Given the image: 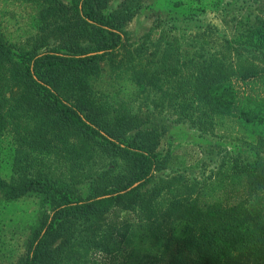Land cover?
<instances>
[{"label": "trees", "instance_id": "obj_1", "mask_svg": "<svg viewBox=\"0 0 264 264\" xmlns=\"http://www.w3.org/2000/svg\"><path fill=\"white\" fill-rule=\"evenodd\" d=\"M25 1L38 8L31 45L0 28V141L114 162L88 177L86 196L62 180L0 176L1 201L49 205L14 264L92 257L73 249L103 228L123 244L108 264H264V0H162L166 12L138 41L126 27L147 0L110 14L111 0ZM209 11L230 15L231 35L201 19ZM156 111L231 144L204 183L159 175Z\"/></svg>", "mask_w": 264, "mask_h": 264}, {"label": "rangeland", "instance_id": "obj_2", "mask_svg": "<svg viewBox=\"0 0 264 264\" xmlns=\"http://www.w3.org/2000/svg\"><path fill=\"white\" fill-rule=\"evenodd\" d=\"M67 2L68 0H64ZM124 0H111L106 14L117 10ZM228 9V8H227ZM165 11V4L162 0H147L143 4L140 13L130 22L126 30L133 36V40L138 41L144 34L148 33L159 14ZM38 8L31 2L25 0H0V28L10 43L18 47L31 45L38 33L36 16ZM209 11L201 18L205 23L212 22L221 27L222 30H232L230 15L228 20L222 22V17ZM189 45V42H187ZM185 49L197 50V54H203L201 46ZM109 79V77L107 78ZM110 80V79H109ZM110 84V83H109ZM145 100L141 97L135 104L142 109L138 111L145 116L148 112L145 108ZM153 112V107H151ZM175 117L171 114H156L152 116L151 125H158L166 128V133L162 137L160 151L161 172L159 175L165 176L183 173V176L197 179L204 183L212 173L214 167L222 160L226 149L231 150V144L226 140L221 141L219 136H201L199 132L187 124L176 123ZM222 142H224L223 145ZM64 145L58 147L62 149ZM220 146V147H219ZM227 147L226 149H223ZM171 153V163L166 164L165 158ZM73 154L60 153L59 151H47L39 149L37 146L28 143H19L13 137H6L0 141V176L6 181L13 183L22 176L49 178L53 181L62 180L77 188L80 195L86 196L90 192L89 176L103 168L113 165L114 159L102 154H96L88 162H80V157L74 158ZM183 193L187 187L183 188ZM43 200L36 196H27L16 201H1L0 197V264H14L20 260L25 252L26 243L32 238L35 229L40 228L41 220L44 216ZM44 203V204H42ZM49 205L46 206V208ZM159 213L168 215L159 208ZM106 228L97 232V235H81L78 242L83 245L74 247L73 253L79 256V252H87L91 249L95 254L92 257L87 255L79 256V259L70 264H108L116 254L119 247H123L120 239L112 237ZM65 235L63 236V238ZM152 240H146L144 247L154 246ZM98 251V252H97ZM134 257V256H133ZM134 258H131V261ZM166 261H162L163 263ZM131 264V262L129 263ZM148 264H153L148 262ZM159 264V263H158Z\"/></svg>", "mask_w": 264, "mask_h": 264}]
</instances>
